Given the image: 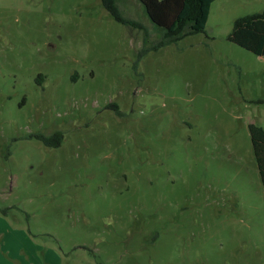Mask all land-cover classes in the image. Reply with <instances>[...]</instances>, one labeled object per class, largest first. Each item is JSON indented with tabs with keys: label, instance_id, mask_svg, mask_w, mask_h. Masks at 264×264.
Returning a JSON list of instances; mask_svg holds the SVG:
<instances>
[{
	"label": "rangeland",
	"instance_id": "rangeland-1",
	"mask_svg": "<svg viewBox=\"0 0 264 264\" xmlns=\"http://www.w3.org/2000/svg\"><path fill=\"white\" fill-rule=\"evenodd\" d=\"M116 3L142 27L100 0H0V264L37 243L46 264H264V55L227 38L264 0H214L204 32L140 58L158 32Z\"/></svg>",
	"mask_w": 264,
	"mask_h": 264
},
{
	"label": "trees",
	"instance_id": "trees-1",
	"mask_svg": "<svg viewBox=\"0 0 264 264\" xmlns=\"http://www.w3.org/2000/svg\"><path fill=\"white\" fill-rule=\"evenodd\" d=\"M214 0H139L144 13L158 32L155 42L145 37L138 58L149 51L175 43L182 38L204 32L210 5ZM101 5L112 19L124 25L142 27L135 20L124 17L116 0H100ZM227 38L236 45L256 55H264V9L237 17L233 20ZM39 77V76H38ZM252 151L260 182L264 185V128L254 123L248 124ZM46 146H58L62 135L55 132L50 136L38 135ZM7 208L1 209L6 215Z\"/></svg>",
	"mask_w": 264,
	"mask_h": 264
},
{
	"label": "crops",
	"instance_id": "crops-1",
	"mask_svg": "<svg viewBox=\"0 0 264 264\" xmlns=\"http://www.w3.org/2000/svg\"><path fill=\"white\" fill-rule=\"evenodd\" d=\"M19 232H21V231H19ZM3 238H4V244L3 245L6 248V250L9 251L8 247L10 246V244L12 242L11 239L12 238L18 239V240L22 239V233L15 235V231L10 232V233L6 234ZM37 242H40V241H37ZM40 248H41V244L37 243L36 247L30 253V258H31V261L33 264H46L48 257L53 252V249L51 247H49V248H46L47 249L46 253L44 250L42 255H40L39 254L40 250H41ZM78 249L79 248H75V250H73V256L70 257L71 258L70 260H68V258H65L64 256H60V255L58 256L57 254H54L53 258H51L50 261L52 264H82V253H80L78 251ZM50 251H52V252H50ZM44 254H45V256H44ZM20 260H21V264H28V260H26L24 258H21ZM7 264H8V262H7Z\"/></svg>",
	"mask_w": 264,
	"mask_h": 264
},
{
	"label": "flooded vegetation",
	"instance_id": "flooded-vegetation-1",
	"mask_svg": "<svg viewBox=\"0 0 264 264\" xmlns=\"http://www.w3.org/2000/svg\"><path fill=\"white\" fill-rule=\"evenodd\" d=\"M62 135V134H61ZM62 139H63V135H62Z\"/></svg>",
	"mask_w": 264,
	"mask_h": 264
}]
</instances>
